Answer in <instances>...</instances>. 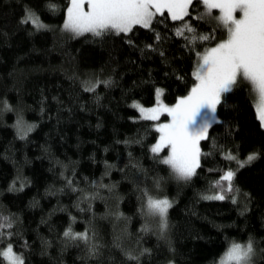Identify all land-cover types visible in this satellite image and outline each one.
<instances>
[{"label":"trees","instance_id":"16d2710c","mask_svg":"<svg viewBox=\"0 0 264 264\" xmlns=\"http://www.w3.org/2000/svg\"><path fill=\"white\" fill-rule=\"evenodd\" d=\"M69 1L0 0V264L6 246L21 264H217L245 241L248 264H264V128L248 80L222 94L184 180L133 106L190 91L198 55L227 37L218 11L193 0L180 19L74 35Z\"/></svg>","mask_w":264,"mask_h":264},{"label":"rangeland","instance_id":"374dc122","mask_svg":"<svg viewBox=\"0 0 264 264\" xmlns=\"http://www.w3.org/2000/svg\"><path fill=\"white\" fill-rule=\"evenodd\" d=\"M193 0H70L63 29L74 35L112 28L127 32L133 25L148 26L159 14L183 18ZM206 10L218 11L227 37L198 55L196 83L174 103L162 101L158 88L151 106L134 103L139 118L154 122L158 132L153 153L165 149L164 160L175 177L188 178L199 159V141L216 121V106L223 93L241 76L255 93L257 117L264 128V0H200ZM18 123V121H17ZM20 133L26 130L24 123ZM231 172L226 173L230 177ZM167 201L157 199L149 208L164 214ZM230 242L217 264H248L254 260L251 241ZM249 242V243H247ZM6 264H21L10 246L2 248ZM174 264V263H169Z\"/></svg>","mask_w":264,"mask_h":264}]
</instances>
